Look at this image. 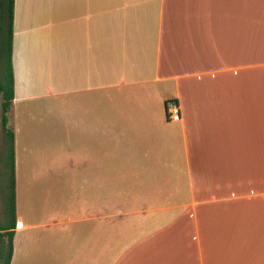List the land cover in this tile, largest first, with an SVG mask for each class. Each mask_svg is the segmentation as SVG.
Segmentation results:
<instances>
[{
    "label": "crops",
    "instance_id": "obj_1",
    "mask_svg": "<svg viewBox=\"0 0 264 264\" xmlns=\"http://www.w3.org/2000/svg\"><path fill=\"white\" fill-rule=\"evenodd\" d=\"M12 69L10 264H264V0H14Z\"/></svg>",
    "mask_w": 264,
    "mask_h": 264
},
{
    "label": "trees",
    "instance_id": "obj_2",
    "mask_svg": "<svg viewBox=\"0 0 264 264\" xmlns=\"http://www.w3.org/2000/svg\"><path fill=\"white\" fill-rule=\"evenodd\" d=\"M14 0H0V110L3 132L0 151V264H10L16 228L14 134L11 111L14 98L12 69Z\"/></svg>",
    "mask_w": 264,
    "mask_h": 264
},
{
    "label": "built area",
    "instance_id": "obj_3",
    "mask_svg": "<svg viewBox=\"0 0 264 264\" xmlns=\"http://www.w3.org/2000/svg\"><path fill=\"white\" fill-rule=\"evenodd\" d=\"M165 117L169 122H179L181 120L180 107L176 100H169L165 103Z\"/></svg>",
    "mask_w": 264,
    "mask_h": 264
},
{
    "label": "rangeland",
    "instance_id": "obj_4",
    "mask_svg": "<svg viewBox=\"0 0 264 264\" xmlns=\"http://www.w3.org/2000/svg\"><path fill=\"white\" fill-rule=\"evenodd\" d=\"M1 102V99H0ZM0 118H1V110H0ZM2 139H3V132H2V128H1V122H0V151L2 148ZM1 162H0V183H1ZM2 205H1V200H0V211H1Z\"/></svg>",
    "mask_w": 264,
    "mask_h": 264
}]
</instances>
